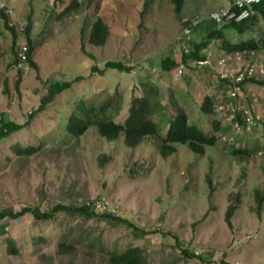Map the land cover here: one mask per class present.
Wrapping results in <instances>:
<instances>
[{"label":"rangeland","instance_id":"374dc122","mask_svg":"<svg viewBox=\"0 0 264 264\" xmlns=\"http://www.w3.org/2000/svg\"><path fill=\"white\" fill-rule=\"evenodd\" d=\"M0 1V8L12 12L10 25L19 31L32 20L36 65L22 64L21 76L12 37L0 19V113L22 126L0 142V214L24 208L45 213L58 204L81 205L103 197L120 207V218L148 233L137 239L128 225H111L97 217L59 214L36 221L28 214L5 224L0 264H107L112 254L134 248L140 251L142 264H264V204L258 214L256 197V191L264 195V104H256L264 100V88L248 85L239 96L252 99L260 113L249 128L236 130L230 124L227 133H217L220 146L206 148L203 156L176 146L173 156L163 158L153 138L130 149L122 139L107 142L96 128L80 138L67 130L70 117L82 115V105L106 111L109 119L122 125L134 99H141L148 105L147 117L159 120L164 133L165 121L178 113L187 116L189 125L214 133V122L224 126L228 109L224 105V114L214 120L201 111V102L206 91L216 100L222 95L223 85L214 71L222 69L218 63L225 53L223 41L210 42L202 52L213 73H202L196 62L189 63L195 72L182 66L161 72L158 64L166 56L180 63L184 50L205 37L200 32L207 26L236 44L257 39L264 33V20L258 18L253 29L245 23L243 34L238 28L216 27L209 15L228 8L229 0H184L180 16L171 0ZM71 5L74 8L64 14ZM97 19L110 28L102 47L89 43ZM200 20L202 24L185 36L186 23ZM248 58L261 60L264 71V53ZM107 60L127 69L74 83L37 112L54 82L86 77L91 67ZM232 64L238 71L239 65ZM258 78L263 80L264 74ZM14 147H31L34 154L19 157ZM223 147L248 151L250 158L234 160ZM236 199L237 210L228 224L227 211ZM6 237L18 249L17 255L8 251ZM62 244L72 246L73 254H61ZM181 247L206 262L187 260Z\"/></svg>","mask_w":264,"mask_h":264},{"label":"trees","instance_id":"16d2710c","mask_svg":"<svg viewBox=\"0 0 264 264\" xmlns=\"http://www.w3.org/2000/svg\"><path fill=\"white\" fill-rule=\"evenodd\" d=\"M230 4L233 3V0H229ZM2 2V1H0ZM172 4L175 6V13L177 16H180L183 12V7L185 5L184 0H171ZM76 3V2H75ZM78 7V4L76 3ZM74 6H69L65 9L64 14L68 13L72 10ZM147 4L144 7L146 10ZM220 9V8H219ZM219 9L217 11H219ZM255 10V14L248 19L242 21L241 23H228L221 26L222 28H238L240 30V34H243V26L245 23H249L247 25L248 29H253L255 27L256 21L258 18L264 20V0L261 1L258 5L253 6ZM9 9L3 6L0 8V19L4 22V27L6 31H8L12 37L11 41L14 50H15V60L17 61L16 68L20 70L21 76L24 74V70L20 69L19 64L22 62V58L20 54H22V49L20 47V43L22 39H25L28 42V52L26 57V65L36 67L33 61V46L31 40V32L33 23L32 20L29 18L27 25L23 27L20 31L16 25H10V15ZM206 23V22H204ZM207 24V23H206ZM187 27L190 26V22L186 23ZM185 25V26H186ZM210 30H209V29ZM209 30V31H208ZM193 31V30H192ZM205 33V37H201V41L198 44L190 45V48L184 50L182 53L181 62L178 63L174 58L171 56H166L161 59V63L158 64V67H161V72L170 73L172 70L178 68L179 66H183L191 70V72H195L196 69L190 68V62H204L206 61L207 57L205 54H202L203 51L206 50V47L209 45L210 42H214L216 40H222V56L227 55H235V54H243L248 55L251 53H264V33H261L257 39H251L246 42H239L236 44L228 43L225 40V36L222 32H219L216 29H212L211 27L207 26L203 32L201 31L200 34ZM110 35V28L103 20L97 19L96 22L93 24L90 36H89V43L95 47H102L106 44L108 37ZM18 44V45H17ZM185 49V48H184ZM89 57L93 58L90 54ZM127 68L124 64H120L116 60H107L102 65H94L90 68V73L85 77L83 75H77L72 81L68 82H54L50 87L47 95L43 96L40 100V107L37 112H42L45 110L46 106H48L53 98L68 90L72 87L74 83H78L80 81L84 82V80L92 79L95 76L104 77L107 74V71H120L123 72ZM202 73H213L209 68H203L201 70ZM101 75V76H100ZM104 75V76H103ZM84 79V80H83ZM219 81V79H217ZM245 84L255 85L259 88L264 87V79L263 80H247L244 82ZM232 85L229 80L225 83L223 87L222 93L227 94L231 89ZM220 89H218V92ZM202 93V92H201ZM219 96L217 97L214 95L207 94L204 96L201 102V111L204 114L209 115L214 120L220 116V114H224L220 108L227 106L228 104L238 105L239 99H233L229 95H222L220 96V102L218 101ZM147 110L148 105L145 100L141 99H134L132 106L130 108V115L124 124H116L112 119L108 118L106 111H95V108H88L85 105L81 107V116L77 114H73L67 125V130L69 134L75 136L76 138H80L84 136L91 128H96L99 132V135L104 138L107 142L113 143L117 142L118 140H123V143L127 145L130 149H135L138 147L145 138H153L157 147L158 153L163 158H168L173 156L176 153V146H186L189 148L191 153H194L198 156H203L206 153V148L218 147L221 144V138L217 137V133L228 132L229 124L226 122V125L222 126V123L219 121L214 122V133L207 134L200 130L197 126L189 125L188 118L185 114H177L173 115L168 118L164 124H167L168 128L166 129V133L163 132L162 127H160L157 123L158 121H153L151 118L147 117ZM250 112L256 117V112L252 107V104H249ZM36 112V113H37ZM228 116L225 114V117ZM226 119V118H225ZM239 124L241 127L245 125L243 119L238 116L231 124ZM22 129V126L18 125L17 123H13L11 121H7L5 119V114L0 113V142L6 140L9 136L13 135L14 133L19 132ZM226 144V143H225ZM264 151V139L262 140V145ZM225 148V147H223ZM13 150L20 156H32L34 154V149L29 148H21V147H14ZM225 150L229 153V155L235 160V158H244L245 156H249L250 153L245 150L241 149H233L230 151L229 149L225 148ZM208 185L210 189L214 191L212 186V182L208 180ZM256 197H258V211L257 213L260 214V210L264 204V195L259 196V192L256 191ZM101 198V197H99ZM99 201V200H98ZM97 201L91 200L88 203H83L81 205L78 204H70V205H62L58 204L55 205L50 211L42 213L39 211L31 210L28 208L22 209L19 213H15L14 211H7L5 213L0 214V226L2 228V232H6L7 228H4L5 224L11 220L21 219L28 214H32L36 221H47L51 220L55 215L59 214H67V215H81L86 218L97 217L99 221H105L111 225H119V224H126L130 228L134 229V234L137 239H142L148 233L138 231V228H134L127 220H124L120 217H115L112 215H108L106 213H95L93 212V207ZM238 203V199H236V203L231 205L227 211V221L230 224V219L234 215L235 211L237 210L236 204ZM90 205V206H88ZM4 228V229H3ZM7 238V237H6ZM8 239V238H7ZM6 239V241H7ZM5 241V240H4ZM182 250V247H181ZM8 251L10 254L17 255L18 249L12 243V240L8 239ZM59 252L63 255H71L74 252V248L69 245L62 244L59 246ZM184 257L187 260L192 259H199L202 262H206L205 258L202 256L195 255L185 249L181 251ZM42 257V256H41ZM45 259V256H43ZM48 264V263H47ZM107 264H142L140 251L137 248L129 249L122 254H112L107 261ZM226 264V263H221Z\"/></svg>","mask_w":264,"mask_h":264},{"label":"built area","instance_id":"2783aa9c","mask_svg":"<svg viewBox=\"0 0 264 264\" xmlns=\"http://www.w3.org/2000/svg\"><path fill=\"white\" fill-rule=\"evenodd\" d=\"M262 0H233V3L229 5L228 8H222L219 11H215L209 15V20L214 22L218 26H222L228 23H241L242 21L248 19L250 16L255 14L253 9L254 5H258ZM0 2V6H1ZM11 14V12H9ZM199 21H193L192 26H196ZM186 34H190V29L186 31ZM20 47L22 49V54L20 57L22 58V62H20L19 67L22 64L26 65V57L28 52V42L25 39L21 40ZM256 53L249 54L254 55ZM247 57L237 54L233 57H228L226 59H222L218 65L225 70L224 78L232 77L235 82L236 92L241 93V85L244 80L251 79L253 77H258L260 74H263V65L261 60H254ZM232 61H235L236 65H239V70L236 71L233 66H231ZM233 65V64H232ZM27 66V65H26ZM246 118L249 116L248 111H244ZM249 119V118H248ZM99 200V201H98ZM93 201V200H92ZM95 201V206L93 207V212L95 213H106L108 215H112L115 217H119L121 213V209L118 205L112 204L110 201H107L103 197L97 198ZM91 202V201H90ZM90 206V205H88ZM2 232V228L0 227V233Z\"/></svg>","mask_w":264,"mask_h":264},{"label":"clouds","instance_id":"9594fccd","mask_svg":"<svg viewBox=\"0 0 264 264\" xmlns=\"http://www.w3.org/2000/svg\"><path fill=\"white\" fill-rule=\"evenodd\" d=\"M255 6V5H254ZM220 9H222V8H220ZM219 9V10H220ZM255 11V10H254ZM215 12V11H214ZM252 17V16H251ZM210 18H208V20H209ZM210 21V20H209ZM202 24V20H200L199 21V23L196 25V26H192V22L190 23V26L188 27V29H190V34L192 33V29L193 28H196V27H198V26H200ZM223 26V25H222ZM216 27H221V26H216ZM189 34V35H190ZM185 36H189V35H187V34H184ZM257 54V53H256ZM260 54H263V53H260ZM235 55H237V54H235ZM235 55H227V56H222V57H220V59L222 60V59H226V58H228V57H233V56H235ZM240 55H242V56H245V57H247L248 55H243V54H240ZM181 57H182V55H181ZM220 60V61H221ZM209 63H207V61H204V62H197V65L199 66V68H209L210 70H211V67H210V65H208ZM181 67V66H180ZM183 67V66H182ZM214 68L212 67V70H213ZM179 72L181 73V70H179ZM214 74H215V77H216V79H219V81H220V83L223 85V87L225 86V83H227V80H229L230 82H231V85H232V87H231V89L229 90V92L227 93V94H223L222 93V95H229L231 98H233V99H239V96L241 95V94H243L244 93V88L246 87V86H248L249 84H245L244 82L245 81H247V80H251V79H254V80H256V81H258L259 80V78L258 77H253V78H251V79H246V80H244V82H243V84L241 85V89H242V91H241V93H237L236 92V86H235V82L233 81V78L232 77H227V78H224L223 77V75L225 74V70L224 69H221L220 71H214ZM263 74H264V71H263ZM260 75H262V74H260ZM255 86V85H254ZM264 88V87H263ZM222 92V91H221ZM222 95H219V97L220 96H222ZM261 102L264 104V100L262 99V98H260L258 101H257V105H259V104H261ZM252 104V107L254 108V110H255V112H256V117L250 112V110H249V104ZM255 106V105H254ZM253 106V103H252V99H250V98H244V99H242V100H239L238 101V105H233V104H228L226 107H227V109H228V113H227V115L228 116H226L225 118V120H226V122H228V123H232L236 118H238V116H240L242 119H243V121L245 122V125L243 126V127H241L239 124H237V123H235V124H232V125H236V130H240L241 128H246V129H248L249 128V125H250V121L252 120V118H257L258 117V115L260 114V113H258L257 111H256V109H255V107ZM222 108H224V107H222ZM220 110L222 111V109L220 108ZM244 111H248V113H249V116H247L248 118H246V116H245V114H244ZM263 112H264V107H263ZM226 122L224 123L225 125H226ZM229 124V125H230ZM252 128H254V127H252ZM2 233V232H1ZM0 233V234H1Z\"/></svg>","mask_w":264,"mask_h":264}]
</instances>
